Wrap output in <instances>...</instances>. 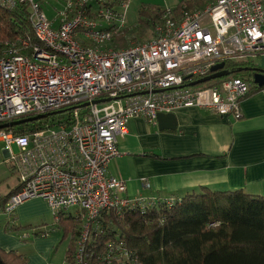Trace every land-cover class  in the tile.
Here are the masks:
<instances>
[{
    "label": "built area",
    "instance_id": "1",
    "mask_svg": "<svg viewBox=\"0 0 264 264\" xmlns=\"http://www.w3.org/2000/svg\"><path fill=\"white\" fill-rule=\"evenodd\" d=\"M16 1L27 7L34 40L24 37L0 51V124L47 115L23 122H36L26 133L15 132L23 123L0 128L18 179L3 210L12 216L32 197L43 198L57 221L76 209L81 227L73 264H92L88 243L103 211L121 216L152 205L127 197L125 179L108 171L128 122L156 123L158 113L186 107L239 118L250 82L233 75L189 82L220 62L264 54V0H214L179 13L167 7L149 38L125 47L112 43L127 27L129 0L0 5ZM103 254L105 264H139L121 242H109Z\"/></svg>",
    "mask_w": 264,
    "mask_h": 264
},
{
    "label": "crops",
    "instance_id": "2",
    "mask_svg": "<svg viewBox=\"0 0 264 264\" xmlns=\"http://www.w3.org/2000/svg\"><path fill=\"white\" fill-rule=\"evenodd\" d=\"M180 1L142 0L140 5L175 8ZM213 1L193 7L203 8ZM249 61L264 69V54ZM240 107L239 118L203 108H179L173 112L175 129H160L157 120L148 124L141 117L133 118L127 134L118 139L120 155L110 161L108 171L125 179L129 198H182L201 193L204 187L264 195V87L251 86ZM5 156L4 149L0 166L7 171L0 175V198L18 183L15 168L3 162ZM52 219L41 197L21 202L11 219L0 207V249L25 254L28 264H65L68 240H62ZM13 225L20 229L14 231Z\"/></svg>",
    "mask_w": 264,
    "mask_h": 264
},
{
    "label": "trees",
    "instance_id": "3",
    "mask_svg": "<svg viewBox=\"0 0 264 264\" xmlns=\"http://www.w3.org/2000/svg\"><path fill=\"white\" fill-rule=\"evenodd\" d=\"M204 2L181 0L172 9L179 13ZM164 10L165 7L142 3L135 24L123 28L113 46H128L153 32ZM24 37L34 40L26 5L17 1L11 7L0 5V51ZM243 67L257 66L249 60H227L224 66L230 72L228 76L241 77L253 89L263 88L264 84L253 82L254 71H240ZM35 126L36 122L23 123L15 132L26 133ZM12 193L0 198L2 209ZM148 203L152 205L129 209L121 216L113 209L101 213L88 243V250L95 254L90 258L92 264H105L102 254L109 242H121L132 261L139 264H264V195L204 187L201 193L145 202ZM80 225L77 215L62 214L57 221L62 240H69L65 252L69 263ZM11 229L20 228L13 225ZM0 260L3 264H28L27 256L15 250L0 249Z\"/></svg>",
    "mask_w": 264,
    "mask_h": 264
},
{
    "label": "water",
    "instance_id": "4",
    "mask_svg": "<svg viewBox=\"0 0 264 264\" xmlns=\"http://www.w3.org/2000/svg\"><path fill=\"white\" fill-rule=\"evenodd\" d=\"M225 66V62H220L216 65H214L211 68V73L207 76H204L202 78H198L194 81L189 82V85H196L199 83H204L210 80H214L217 78H221L223 76L228 75L230 72L228 70H226L224 68ZM254 71L253 74V82L260 86L262 84H264V69L262 68H258V67H243L240 68V71ZM186 78H189L188 76ZM101 100H95L92 103H98ZM88 104V103H86ZM45 115H39V116H35V117H30V118H24V119H20L17 121H13L10 123H5V124H0V128H6V127H10L16 124H20L26 121H32L34 119H38L41 117L46 116ZM157 122H158V126L160 129H175L176 125H177V121H176V117L174 113H158L157 115ZM0 264H3L2 261L0 260Z\"/></svg>",
    "mask_w": 264,
    "mask_h": 264
},
{
    "label": "rangeland",
    "instance_id": "5",
    "mask_svg": "<svg viewBox=\"0 0 264 264\" xmlns=\"http://www.w3.org/2000/svg\"><path fill=\"white\" fill-rule=\"evenodd\" d=\"M110 1H112V0H110ZM142 0H129V3H128V9H127V11H126V17H125V25L127 26V27H129V26H133L134 24H135V22H136V20L138 19V9H139V6H140V2H141ZM153 1H157V0H153ZM165 1V0H164ZM152 35V32H149V34L148 35H146V36H144L143 38H141L140 39V41L141 40H144V39H147V38H149L150 36ZM137 40H139V39H137ZM136 41V40H135ZM118 43V42H117ZM134 44V43H133ZM119 45L120 46H123L122 44H120V42H119ZM4 145H5V143H4V141H0V157H1V155H2V157H3V150L5 149V147H4ZM13 150L14 151H16L17 150V148L15 147V146H13ZM6 156L4 157V160H3V162L4 161H6ZM2 170H5V171H7V168H6V166L5 165H1L0 166V175H3L4 173H3V171ZM13 176L14 174H11V173H9V172H6V176ZM16 176V175H15ZM78 214V211L76 210V209H74V208H71V209H69V210H67V211H64V215L65 216H74V215H77ZM6 217L9 219V218H11V215L10 216H8L7 214H6ZM53 220V222H54V224H57V220L56 219H52ZM10 221V220H9ZM49 223H51V222H49ZM50 225V224H49ZM81 226V225H80ZM59 232H60V230H58ZM18 235V234H17ZM20 235H21V233H20ZM21 237V236H20ZM21 239H22V237H21ZM69 241V240H68ZM68 241H67V244H69L68 243ZM63 245H65V242H63ZM77 246H78V239H76L75 240V245H74V248H73V253H72V258H71V262L69 263V261H67V259H66V261H65V264H73V256H74V254H75V251H76V249H77ZM66 256V255H65Z\"/></svg>",
    "mask_w": 264,
    "mask_h": 264
}]
</instances>
